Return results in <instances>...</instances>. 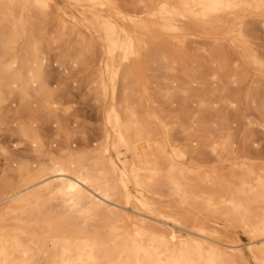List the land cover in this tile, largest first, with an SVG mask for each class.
<instances>
[{
    "label": "bare ground",
    "instance_id": "bare-ground-1",
    "mask_svg": "<svg viewBox=\"0 0 264 264\" xmlns=\"http://www.w3.org/2000/svg\"><path fill=\"white\" fill-rule=\"evenodd\" d=\"M196 33L217 43L197 50L219 70L212 75L221 89L246 83L264 110V0H0V127L11 122L36 155L0 182V264H248L232 227L264 264V167L186 165V153H228L232 128L197 138L193 150L175 147L156 102L178 82L146 76L157 64L188 85L182 52ZM69 34L77 36L73 64L97 71L105 140L95 153L59 160L39 124L46 118L58 134L69 131L45 72L51 45ZM229 50L257 72L239 69ZM174 89L185 101L187 88ZM211 99L203 93L194 103Z\"/></svg>",
    "mask_w": 264,
    "mask_h": 264
},
{
    "label": "rangeland",
    "instance_id": "rangeland-1",
    "mask_svg": "<svg viewBox=\"0 0 264 264\" xmlns=\"http://www.w3.org/2000/svg\"><path fill=\"white\" fill-rule=\"evenodd\" d=\"M54 18H58L57 13L51 14L49 22L51 31H55L58 24V20ZM70 35L51 45L49 62L45 67L50 87L57 98L65 104L63 106L68 109L69 113L62 119L66 122V126L68 125L69 131L67 134H58L55 124L46 118H43L44 121L42 120L39 124L41 133L49 137L52 143L51 156L59 160L67 158L69 153H95L105 140L102 112L95 98V86L92 82L97 71L92 68L84 72L82 67H76L73 64L77 36ZM196 35L197 37H190L187 40L185 50L182 52L189 72L188 85H183L185 80L177 69L173 73L166 72L159 69L157 64L152 65L146 75L152 80L157 75L160 79L166 77L178 82L171 86L173 96L168 101L159 97L156 102L166 115V122L171 129L172 143L175 147L182 149L183 147L194 148L200 144L197 143V138L208 135L217 137L224 133L223 129L231 127L234 143L230 144L228 153L223 152L220 157H217L208 154L206 150L202 153L191 152L185 154L183 162L188 166L205 162L208 166H217L225 171L234 170L239 164L244 163L248 168L261 172L264 167V110L260 108L262 97L260 93L249 94V86L246 83L243 85L230 83L226 91L221 89L222 78H217L220 75L219 70L209 63L206 54L197 50L201 46L214 49L217 43L207 40L203 35L197 33ZM223 44L228 42L225 41ZM228 53V59L238 64L239 69H248L251 73L257 72L253 65L243 64L230 50ZM212 73L217 77H214ZM197 78L205 82L207 90L203 89L201 84L193 82ZM178 85L187 88L185 101H183V95L174 89ZM155 86L157 87L155 84L152 85V89ZM159 87L165 86L159 85ZM214 89L216 90L212 92ZM203 93L214 102L209 107H203L205 109L194 103L197 96ZM224 97L235 101L234 105L226 104L223 101ZM15 105L12 100L6 102L5 108L12 110L10 115H13ZM7 126L11 127V122L0 127V182L14 178L17 171L15 168L20 164L29 163L30 165L36 159L30 146L22 138L12 134ZM182 214L188 215L191 220L200 218L194 212L189 213L184 210ZM230 232L246 251L248 264H256L248 251V236L234 227L230 229Z\"/></svg>",
    "mask_w": 264,
    "mask_h": 264
}]
</instances>
